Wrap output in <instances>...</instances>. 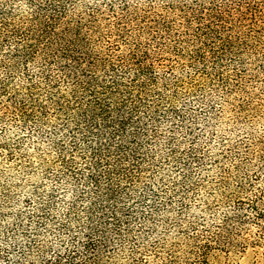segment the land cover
<instances>
[{
	"label": "rangeland",
	"instance_id": "obj_1",
	"mask_svg": "<svg viewBox=\"0 0 264 264\" xmlns=\"http://www.w3.org/2000/svg\"><path fill=\"white\" fill-rule=\"evenodd\" d=\"M169 1L177 2L129 0L149 9L134 28L141 47L159 57L155 73L164 85L155 87L153 105L161 116L149 132L152 141L142 150L146 159L132 189L92 191L84 181L94 173L90 154L61 141L66 147L61 156L54 144L58 133L49 137L52 129L45 124L20 123L9 98L0 95L3 255L38 259L69 245L62 224L74 216L77 221L67 224L77 231L87 220L83 211L92 207L128 212L104 264H195L204 246L210 264H264L260 225H246L227 238L222 233L237 204L258 200L264 210V60L245 58L247 78L241 84L233 72L237 64L224 59L221 78L203 45H198L203 64L194 62L197 44L189 36L194 25L186 28L177 12H167ZM11 85L20 93L24 82L17 77ZM107 192L117 199L109 202Z\"/></svg>",
	"mask_w": 264,
	"mask_h": 264
},
{
	"label": "trees",
	"instance_id": "obj_2",
	"mask_svg": "<svg viewBox=\"0 0 264 264\" xmlns=\"http://www.w3.org/2000/svg\"><path fill=\"white\" fill-rule=\"evenodd\" d=\"M165 10L177 12L184 27L194 25L191 35L185 32L197 44L191 60L202 63L198 45H203L221 78L227 57L237 64V84L247 78L245 58L264 60V0H191L188 5L177 0ZM148 12L129 0H0V95L9 98L20 123L45 124L52 129L49 137L58 133L54 144L61 156L66 148L61 141L90 154L94 173L84 181L92 191L132 189L146 159L142 150L152 141L149 132L161 116L154 107L155 87H164L154 67L160 59L141 47L134 28ZM17 77L24 82L20 93L11 87ZM105 197L113 202L118 195ZM258 203L237 204L224 220L223 236L250 224L260 225L264 238V210ZM83 212L87 220L77 231L67 224L77 221L74 216L62 224L70 233L69 245L38 259L0 251V264H104L128 212L92 207ZM207 248L195 264H210Z\"/></svg>",
	"mask_w": 264,
	"mask_h": 264
}]
</instances>
